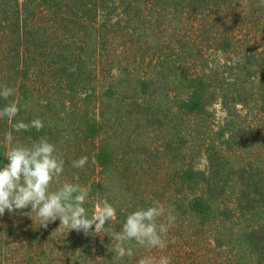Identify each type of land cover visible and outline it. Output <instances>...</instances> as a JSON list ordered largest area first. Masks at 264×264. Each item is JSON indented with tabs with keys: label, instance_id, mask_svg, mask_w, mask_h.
Returning <instances> with one entry per match:
<instances>
[{
	"label": "trees",
	"instance_id": "trees-1",
	"mask_svg": "<svg viewBox=\"0 0 264 264\" xmlns=\"http://www.w3.org/2000/svg\"><path fill=\"white\" fill-rule=\"evenodd\" d=\"M15 1L0 0V47L12 46L0 59V86L16 90L10 99L21 111L0 120V166L15 144L46 136L63 153L61 181L89 189V215L112 203L117 231L139 207L174 209L175 243L137 246L119 264L162 255L171 264H264V150L238 170L230 160L255 134L264 139V0ZM139 45L159 55L146 62ZM176 84L188 91L184 100L172 96ZM214 95L226 113L218 130L208 109ZM37 117L40 132L13 129ZM116 142L127 147L121 157ZM201 154L209 166L197 193L189 182ZM82 156L87 165L68 173ZM145 175L159 191L143 187ZM30 211L0 217V264H111L108 233H55L59 220L43 228Z\"/></svg>",
	"mask_w": 264,
	"mask_h": 264
},
{
	"label": "clouds",
	"instance_id": "clouds-1",
	"mask_svg": "<svg viewBox=\"0 0 264 264\" xmlns=\"http://www.w3.org/2000/svg\"><path fill=\"white\" fill-rule=\"evenodd\" d=\"M15 94L14 88L0 86V98L6 101L0 108V120L11 122L21 111L19 101L10 99ZM44 127V121L39 117L27 123L21 120L13 124L17 132L31 129L40 132ZM5 155L7 162L0 166V217L6 210L14 213L30 208V213L24 214L30 219L35 215L43 228L59 220L55 233H60L62 229L82 232L85 236L106 232L111 239L109 251L115 253L111 264H119L125 256L132 257L137 246L151 251L163 250L169 242L175 243L174 238L171 241L168 239L169 229L177 219L174 209H165L158 201L129 212L119 231L112 226L117 215L116 208L106 199L98 202V211L89 215L84 207L89 199V189L79 183L61 181L65 159L57 145L46 136H41L30 145L17 143ZM87 163L88 157L82 156L73 160L71 166L83 169ZM74 180L79 181V176H74ZM137 264H171V260L163 255L158 259L145 256Z\"/></svg>",
	"mask_w": 264,
	"mask_h": 264
},
{
	"label": "rangeland",
	"instance_id": "rangeland-1",
	"mask_svg": "<svg viewBox=\"0 0 264 264\" xmlns=\"http://www.w3.org/2000/svg\"><path fill=\"white\" fill-rule=\"evenodd\" d=\"M9 1H12V2H10L11 7H14L15 3H17L15 0H4V2H9ZM18 1L22 2V0H18ZM10 16H12V15L7 13L6 15L2 16V19L5 20V18H8ZM1 42H2V44L0 47V59L4 58L7 55V53H9L11 51V47H12V46H10V44L6 45V44H8L6 41L1 40ZM150 46H152V45H150ZM139 47L140 48H139L138 53L143 55L142 57L145 58L146 62H147V59L155 60L157 58V56L159 55L158 52L151 51L146 46L139 45ZM224 61H226V59ZM113 73L115 74V70ZM167 85L169 86L170 83H168ZM174 87H175V93L173 92L172 96H174L177 100H184L187 96L188 91L180 90L179 87L177 86V84L174 85ZM133 89L135 91H137L136 88H133ZM176 89L178 91H176ZM126 95L129 97V94H126ZM60 99H62V96ZM238 108L241 109V105H238ZM208 109L212 113L211 122L214 125L213 128H214V130H218L220 126L224 125V122L226 120V113L224 112V110L222 108V104H221V100H220L219 96L214 95L211 98L210 107ZM53 110L55 111L54 108H53ZM37 112H40L43 115H45L44 117L47 118L48 120L52 118V115H54L44 108H42V109L36 108V113ZM197 120H200V119H193V122H195V124H196ZM198 123H200V121ZM261 134L264 136V132H262ZM191 135H192V133H191ZM194 138H195V135L193 134V136H191L190 141H193ZM244 138H245V136H244ZM244 138H242V140H240L239 142H242ZM216 139H217V141H219V143L223 142V140L219 136H216ZM115 145H116V147H114L113 150H114V152L117 153L118 157H121L122 154H124L128 151L127 147L120 142H116ZM245 145H246V149L242 151V154L239 157L230 156L229 155L230 153L227 152V155L230 156V160L233 164L234 170H238L239 168H241V166L245 165L246 161L248 163L250 161L256 162L258 160L259 155L262 153V150H264V139H261L258 134H255L254 138H249V140H246ZM189 146H190V143H189ZM125 163H126L125 164L126 167L127 166L133 167V164L129 163V161L125 162ZM193 165H194L193 170H194V172L197 173V175H195V179L193 180V182H189V185L191 187H193L195 192L200 193L201 192L200 189L205 187V179H206V175L208 172V166H209L206 155L201 154V156L196 157V159L193 162ZM133 169L134 170L138 169V167H133ZM67 170H68V173H75L76 174L78 172V169L73 168V167H68ZM141 184L143 185L144 188L151 187L152 189L159 191L158 184L154 183L152 180H149L147 175H145V179L142 180ZM160 184L162 185V183H160ZM95 211H98L97 206L95 208ZM242 261L245 263H248L251 261V259L249 258V256L247 254H244L242 256Z\"/></svg>",
	"mask_w": 264,
	"mask_h": 264
}]
</instances>
